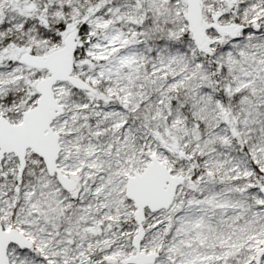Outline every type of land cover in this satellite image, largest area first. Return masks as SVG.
Masks as SVG:
<instances>
[{"label":"snow or ice","instance_id":"obj_1","mask_svg":"<svg viewBox=\"0 0 264 264\" xmlns=\"http://www.w3.org/2000/svg\"><path fill=\"white\" fill-rule=\"evenodd\" d=\"M0 264H264V0H0Z\"/></svg>","mask_w":264,"mask_h":264}]
</instances>
